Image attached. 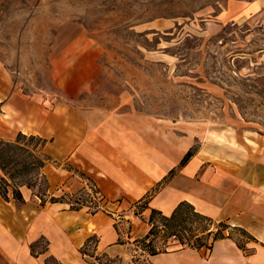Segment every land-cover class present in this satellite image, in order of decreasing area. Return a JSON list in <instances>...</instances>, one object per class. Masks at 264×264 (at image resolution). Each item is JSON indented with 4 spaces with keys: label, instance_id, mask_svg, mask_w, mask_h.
Returning a JSON list of instances; mask_svg holds the SVG:
<instances>
[{
    "label": "rangeland",
    "instance_id": "374dc122",
    "mask_svg": "<svg viewBox=\"0 0 264 264\" xmlns=\"http://www.w3.org/2000/svg\"><path fill=\"white\" fill-rule=\"evenodd\" d=\"M0 60L26 93L62 96L56 83L71 62L78 65L74 82H88L73 102L113 108L125 101L188 146L264 148V0H0ZM42 144L19 134L0 140V191L42 190ZM78 190L61 200L94 212ZM180 215L174 232L182 239L192 240L202 226L218 228L188 207ZM226 224L222 234L248 242ZM159 235V251L187 248ZM127 248L108 256L89 245L84 257L89 264H147L141 243L132 239Z\"/></svg>",
    "mask_w": 264,
    "mask_h": 264
},
{
    "label": "crops",
    "instance_id": "0c3cea01",
    "mask_svg": "<svg viewBox=\"0 0 264 264\" xmlns=\"http://www.w3.org/2000/svg\"><path fill=\"white\" fill-rule=\"evenodd\" d=\"M75 69L71 62L62 69L56 83L62 96H45L22 91L0 60V140L41 138L46 158L41 191L17 185L20 200L12 186L0 191V264H89L80 252L88 237L94 253L124 255L129 241L146 233L151 209L168 215L179 202L243 228L256 242L242 250L224 237L210 249L147 254V264H264V148L188 146L123 107L125 101L113 108L73 102L88 85L87 78L74 82ZM75 172L95 184L104 211L49 200L81 187ZM139 201L144 206L135 212Z\"/></svg>",
    "mask_w": 264,
    "mask_h": 264
},
{
    "label": "trees",
    "instance_id": "16d2710c",
    "mask_svg": "<svg viewBox=\"0 0 264 264\" xmlns=\"http://www.w3.org/2000/svg\"><path fill=\"white\" fill-rule=\"evenodd\" d=\"M21 135V134H19ZM24 136V135H23ZM30 137H35V136H30ZM38 138V137H37ZM40 139V141L43 142V140L41 138H38ZM39 147V152H40V148L41 146H38ZM189 155V152L187 151L185 153V155L183 156V158L181 159L179 165L183 164L185 162V160L187 159ZM45 157L43 156L42 154V158L40 159V163L38 165V170H40V168L43 166L44 162H45ZM173 172V170H170V172L168 173V175H170L171 173ZM39 173V172H38ZM12 194H13V197L16 199V200H20V194L18 192L17 189H13L12 190ZM149 194H147L146 196L148 197ZM62 197H66V193L65 194H62L60 196H57V197H53L51 196L49 198L50 201H63L61 199H63ZM184 206V207H188L190 208V210L192 211V214L197 217L199 220H204V221H207V222H215L218 226L217 229H215L214 231H212V229H210V227H204L202 226L200 228V230H198V232L194 235H192V240H190L189 238H183L180 236V235H177L175 234V230H174V227L180 222L182 221L184 218L180 215V208ZM71 208V206H69ZM74 209V208H72ZM157 215V221H154V215ZM148 224H149V227L146 231V233L139 239H135L136 242H139L141 243L144 248H145V252L149 255H152V254H156L158 252H164L165 249H163L162 251H159L156 249L155 247V240L157 238V235L160 233V237H169V236H173L177 242L181 245V246H187V247H190V248H199V247H205L207 249H210L211 247V244L214 240L216 239H220V238H224V237H227V238H231L230 236L228 235H224L220 232L221 230V227L224 228L227 226V224L225 223V221H215L213 220L212 218L208 217V216H205L197 211L194 210V208L186 203V202H179L176 207L170 212V214L168 215H162L160 214L158 211L154 210V209H151L150 210V215H149V218H148ZM231 227H234L236 228L241 234H243L246 239H248V241H254L256 242V240L251 236L249 235L243 228L241 227H238V226H231ZM203 235L204 236H210V239H209V242H202V238H203ZM232 239V238H231ZM234 241V243L236 244V246L242 250L245 249L244 247V243L245 241H239V240H235V239H232ZM94 242V239L92 237H88L86 239V241L84 242V246L81 248L80 252L82 254H86L84 252V247H86V245L90 244ZM263 246H264V243H263Z\"/></svg>",
    "mask_w": 264,
    "mask_h": 264
},
{
    "label": "built area",
    "instance_id": "2783aa9c",
    "mask_svg": "<svg viewBox=\"0 0 264 264\" xmlns=\"http://www.w3.org/2000/svg\"><path fill=\"white\" fill-rule=\"evenodd\" d=\"M82 185L79 188L78 192L79 193H83L87 196V200L94 204L93 205V211H97L100 209H104V207L102 206V201H103V197L102 195L98 192L95 184L89 180L86 177H83L80 179ZM71 193H69L70 195ZM66 195H68V193H66ZM87 208V207H85Z\"/></svg>",
    "mask_w": 264,
    "mask_h": 264
}]
</instances>
